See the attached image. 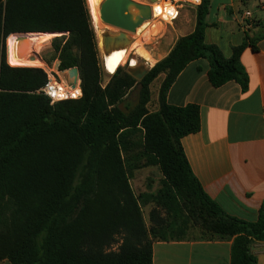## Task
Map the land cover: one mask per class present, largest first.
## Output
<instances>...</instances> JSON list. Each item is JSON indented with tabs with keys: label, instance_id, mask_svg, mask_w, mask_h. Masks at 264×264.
Instances as JSON below:
<instances>
[{
	"label": "trees",
	"instance_id": "trees-1",
	"mask_svg": "<svg viewBox=\"0 0 264 264\" xmlns=\"http://www.w3.org/2000/svg\"><path fill=\"white\" fill-rule=\"evenodd\" d=\"M210 8L211 0H202L195 30L140 82L118 68L103 87L87 0H0V260L153 264L154 242L200 239L232 240L230 264H258L252 245L264 242V209L249 222L209 197L181 145L201 128L199 107L167 102L178 76L198 59L209 62L214 87L235 81L248 89L241 55L250 38L230 58L207 44ZM20 33L63 34L52 49L60 70L79 69L80 99L51 105L41 92L44 70L8 63L7 38ZM161 75L159 109L149 112L150 86ZM137 86V105L122 109ZM148 167L160 171V188L136 195L130 180ZM192 231L200 236L190 238Z\"/></svg>",
	"mask_w": 264,
	"mask_h": 264
},
{
	"label": "crops",
	"instance_id": "crops-1",
	"mask_svg": "<svg viewBox=\"0 0 264 264\" xmlns=\"http://www.w3.org/2000/svg\"><path fill=\"white\" fill-rule=\"evenodd\" d=\"M187 7L194 11L177 24L182 37L190 35L196 26V8ZM247 12L251 17L245 26L241 18ZM206 21L205 42L219 47L226 58L249 36L253 44L248 41L241 55L249 78L248 89L242 91L235 81L214 87L208 78L209 62L198 59L178 76L167 102L175 107H199V132L181 139L191 170L209 197L227 214L255 222L264 209V0H211ZM158 109L159 101L155 112ZM232 243L156 241L153 264H230ZM252 252L258 264H264V242H255ZM0 264L11 263L0 260Z\"/></svg>",
	"mask_w": 264,
	"mask_h": 264
},
{
	"label": "rangeland",
	"instance_id": "rangeland-1",
	"mask_svg": "<svg viewBox=\"0 0 264 264\" xmlns=\"http://www.w3.org/2000/svg\"><path fill=\"white\" fill-rule=\"evenodd\" d=\"M135 2L143 5H148L150 3V0H134ZM193 9L190 7L185 8L184 11H182L181 16L177 20V22H174L173 24H155L156 26L154 28H151V25H147L142 31L140 27L138 28L137 33H128L125 32V38L129 41V45L127 46L128 49L131 50V47H133V44H142V47L144 48V51H147L150 55H152L153 58H150L148 55L145 56V58H141L136 56L133 52L130 54L129 59L127 63L124 66H121V75L122 74H129L131 75L137 82H140L141 79L136 78L137 75H142L144 71L149 72L158 62L162 61L167 55L169 54L170 50L174 47L176 41L183 36V32H180L177 28V24L182 20H187L188 17L192 16ZM148 23V22H146ZM144 25V24H143ZM142 27V26H141ZM137 32V31H136ZM40 34V33H39ZM44 38H49L46 46L44 49H42L39 52L40 59L45 63V66L43 68H50L54 71L55 77L59 79H66V71L68 70H60V60L55 56L54 51L52 49V41L55 38L56 34H41ZM40 36L38 42L42 39ZM9 39V38H8ZM8 39L6 41L7 45V56H8V63L12 66H18V67H31V68H38L44 70L42 65H32V66H20V65H14L10 61V55H9V47H8ZM35 40V39H34ZM98 41V40H97ZM37 42V43H38ZM99 53H100V60H101V67H102V86L106 87L108 83L111 81V78L114 76V74L109 75L105 69H104V62H103V49L100 50L98 45ZM132 60L136 63H132ZM150 62V63H149ZM155 64V65H154ZM77 68V67H76ZM58 74V75H57ZM165 76L161 75L158 79H156L150 86L151 90V101L149 105L147 106L149 112H155L157 109L158 104V98H159V91L161 84L164 80ZM139 101V87H135L132 89L124 104L121 105L122 109H125V107H134L137 105ZM150 168V167H149ZM137 170L135 171L134 175L132 176L130 180V184L135 192L136 195H139L141 193H155L160 188V171L157 167H155L152 170ZM134 180V181H133ZM151 207L144 208L145 218L148 223V213ZM190 238H198L200 236L198 231H192L190 232Z\"/></svg>",
	"mask_w": 264,
	"mask_h": 264
},
{
	"label": "water",
	"instance_id": "water-1",
	"mask_svg": "<svg viewBox=\"0 0 264 264\" xmlns=\"http://www.w3.org/2000/svg\"><path fill=\"white\" fill-rule=\"evenodd\" d=\"M156 2L157 0H150V4ZM191 7L196 8V6ZM100 15L105 25L119 31L118 34L107 33L103 35L104 56H109L114 51L127 49L129 41L125 38L124 33H136L139 27L152 20L150 5L139 4L134 0H104L100 6ZM29 34L31 33L13 34L19 35L17 39L19 49L17 52L18 58L24 57L23 48L27 41L26 36ZM60 36H63V34L58 33L55 37ZM36 58L37 55H34L30 57V60H36ZM147 73V71H144L142 75H137L136 78L142 80ZM65 75L68 85L75 88L77 82L80 80L79 69L76 67L71 68L66 71Z\"/></svg>",
	"mask_w": 264,
	"mask_h": 264
},
{
	"label": "bare ground",
	"instance_id": "bare-ground-1",
	"mask_svg": "<svg viewBox=\"0 0 264 264\" xmlns=\"http://www.w3.org/2000/svg\"><path fill=\"white\" fill-rule=\"evenodd\" d=\"M87 1H88V6H89L90 13H91V17H92L94 30L97 36L98 45H99L100 50H102L103 49V35L107 33L118 34L119 31L117 29H114V28H111L105 25L103 21L101 20L100 6L104 0H87ZM147 25L148 23H145L144 25H142V27H140L141 31ZM136 33L139 34L138 30ZM40 36L42 37L41 34H35V33L27 35L26 36L27 41H26L25 47L23 48L24 57L18 58L17 52L19 49H18L17 39L19 38V35H11L8 39V47H9V55H10L11 63L14 65H20V66L42 65L41 68H43L45 66V63L40 59L38 54L42 49L45 48L49 38L42 37V39L38 42ZM130 52L131 53L133 52L136 56L141 57L143 59L147 55L150 58H153L152 55L147 53V51H144L142 44H139V43L133 44V47H131V50L124 49L120 51H114L109 56L103 55L102 58L104 62L105 71L109 75L114 74V72L119 67L124 66L127 63L129 56L131 54ZM34 55H37L36 60H30V57ZM135 61L132 60V63L135 64L136 63Z\"/></svg>",
	"mask_w": 264,
	"mask_h": 264
},
{
	"label": "built area",
	"instance_id": "built-area-1",
	"mask_svg": "<svg viewBox=\"0 0 264 264\" xmlns=\"http://www.w3.org/2000/svg\"><path fill=\"white\" fill-rule=\"evenodd\" d=\"M202 0H157L156 3L148 4L152 11V20L148 22L151 28L155 24H173L176 22L181 11L187 6H199ZM251 17V12L245 13L241 21L245 26H248V19ZM48 76V81L41 89V92L51 100V105L58 104L63 101L77 100L82 97L81 82H77L75 88L68 85L67 79H57L52 69L43 68ZM58 75V74H57Z\"/></svg>",
	"mask_w": 264,
	"mask_h": 264
}]
</instances>
